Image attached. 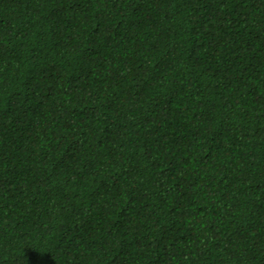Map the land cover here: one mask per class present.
Segmentation results:
<instances>
[{
  "label": "trees",
  "instance_id": "16d2710c",
  "mask_svg": "<svg viewBox=\"0 0 264 264\" xmlns=\"http://www.w3.org/2000/svg\"><path fill=\"white\" fill-rule=\"evenodd\" d=\"M0 264H264V0H0Z\"/></svg>",
  "mask_w": 264,
  "mask_h": 264
}]
</instances>
